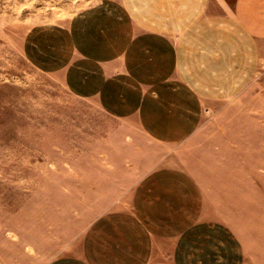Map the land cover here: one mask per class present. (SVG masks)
<instances>
[{"label":"crops","instance_id":"obj_1","mask_svg":"<svg viewBox=\"0 0 264 264\" xmlns=\"http://www.w3.org/2000/svg\"><path fill=\"white\" fill-rule=\"evenodd\" d=\"M22 51L116 127L85 184L59 186L73 231L52 249L28 233L0 264H264L258 150L238 148L259 125L221 120L261 69L264 0H100Z\"/></svg>","mask_w":264,"mask_h":264},{"label":"rangeland","instance_id":"obj_2","mask_svg":"<svg viewBox=\"0 0 264 264\" xmlns=\"http://www.w3.org/2000/svg\"><path fill=\"white\" fill-rule=\"evenodd\" d=\"M98 1L0 0V253L28 233L40 242L49 236L45 247L52 249L66 233V224L68 233L73 231L75 225L69 223L73 225L75 212L64 208L59 186L85 184L87 179L75 172L90 170L96 144L116 127L92 101L74 97L58 77L30 64L22 51L31 27L67 20ZM260 68L256 80L228 103L230 113L221 120L258 123V130L250 131L258 137L257 145L238 148L248 147L253 155L258 150L259 161H249L248 169L259 176L245 180L262 186L264 54Z\"/></svg>","mask_w":264,"mask_h":264},{"label":"built area","instance_id":"obj_3","mask_svg":"<svg viewBox=\"0 0 264 264\" xmlns=\"http://www.w3.org/2000/svg\"><path fill=\"white\" fill-rule=\"evenodd\" d=\"M204 112H205V113H208V111H207V110H205Z\"/></svg>","mask_w":264,"mask_h":264}]
</instances>
